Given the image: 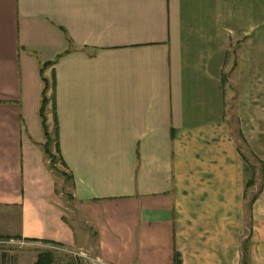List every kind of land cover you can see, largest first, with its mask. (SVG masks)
Masks as SVG:
<instances>
[{"label":"crops","instance_id":"crops-1","mask_svg":"<svg viewBox=\"0 0 264 264\" xmlns=\"http://www.w3.org/2000/svg\"><path fill=\"white\" fill-rule=\"evenodd\" d=\"M263 98L264 0H0V234L94 241L106 264H264L228 116L250 145Z\"/></svg>","mask_w":264,"mask_h":264},{"label":"rangeland","instance_id":"rangeland-1","mask_svg":"<svg viewBox=\"0 0 264 264\" xmlns=\"http://www.w3.org/2000/svg\"><path fill=\"white\" fill-rule=\"evenodd\" d=\"M257 105V104H256ZM255 103L250 104L249 108L251 110L257 109V117L255 119H250L246 124L243 125L244 131L248 132V141L250 145H253L254 147V155L250 153V145L245 144L244 140L240 138L241 132L239 128V122L233 114V110H229V118L231 119L233 123V128L235 131V139L238 140V148L241 149L242 152H244L245 156L249 160L250 165L253 164L255 169L256 176L254 177L253 184L247 188L246 191V201L249 208H251L254 204L255 207H257L258 212L260 213L257 218H261V220L264 223V165H260L259 161H264V98L263 103L261 105L256 106ZM235 116V117H234ZM234 120H233V118ZM259 123H261V126L259 127ZM51 131H54L52 124ZM241 125V124H240ZM251 155V156H250ZM259 160V161H258ZM56 164V165H55ZM55 165V167H53ZM51 167L55 175L64 174V169L61 167V165L58 163V160H56L51 163ZM252 179V178H251ZM250 179V180H251ZM68 185V182H66L65 186ZM60 188V187H58ZM63 193H66L63 192ZM260 193V196H259ZM258 198V199H257ZM257 199V200H256ZM64 201L65 198H64ZM67 202V201H66ZM256 202V203H254ZM68 205V203H67ZM72 212V211H71ZM71 217H78L77 215L71 214ZM251 218V216H249ZM10 225L5 224L4 227H9ZM78 227V225H75ZM2 225L1 229H4ZM250 230V229H249ZM2 231V230H1ZM11 233H2L0 234V264H36L38 259V254L44 251H50L51 254H54L55 256V264H106L105 262L99 260L97 261L95 257V249L93 246V243L91 246H85L81 250L76 248H70V249H64L63 251L60 250H48L43 246L36 245L37 243L33 244L32 242L35 241H29L21 239L20 237H17L16 235H10ZM70 259H74L73 262H69ZM36 261V262H35ZM60 261V262H56ZM35 262V263H34Z\"/></svg>","mask_w":264,"mask_h":264},{"label":"trees","instance_id":"trees-1","mask_svg":"<svg viewBox=\"0 0 264 264\" xmlns=\"http://www.w3.org/2000/svg\"><path fill=\"white\" fill-rule=\"evenodd\" d=\"M53 63H51V62L50 63H47V64H45V66H50V65L52 66V65L55 64V63L54 64ZM50 84H51V88L53 90L54 89L53 88L54 82H50ZM47 89H48V84L46 82H44V87H43V90H42L41 108H40V112L39 113H40V118H41L42 125L44 127V135H45V139H46V142H45V145H44L45 146V153L47 154V156H48V158L50 160V163H53L56 160V157H57V159L59 160V163L65 167V164L62 161L61 156L59 155V149H58V143H57V135H56L57 134V124L56 123H55V145H54L55 150H56V156L54 157L50 153V150H49V146H50L49 144H51V140H50L49 135L47 133V129H46V125H45V120H44L45 106H46V104L48 102V99L46 98V95H45L46 92H47ZM52 100H53V98H52ZM259 164L261 166L264 165V161H259ZM251 169L253 171V177L247 183V186H246L247 188H249L253 184L254 177H255V169H254V167H251ZM50 246H53V244H51ZM52 256H53V254H51L50 251L49 252L48 251L41 252L40 254H38V259H37L36 264H52ZM173 264H182L181 263V257L176 252L173 255Z\"/></svg>","mask_w":264,"mask_h":264},{"label":"built area","instance_id":"built-area-1","mask_svg":"<svg viewBox=\"0 0 264 264\" xmlns=\"http://www.w3.org/2000/svg\"><path fill=\"white\" fill-rule=\"evenodd\" d=\"M38 246H43V247H45L46 249H48V250H58V248H55L54 246H44V245H38Z\"/></svg>","mask_w":264,"mask_h":264}]
</instances>
